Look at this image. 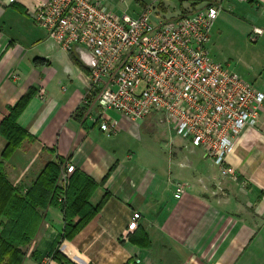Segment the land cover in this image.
Instances as JSON below:
<instances>
[{
    "label": "crops",
    "instance_id": "obj_1",
    "mask_svg": "<svg viewBox=\"0 0 264 264\" xmlns=\"http://www.w3.org/2000/svg\"><path fill=\"white\" fill-rule=\"evenodd\" d=\"M232 1L229 11L248 18L250 39H261L264 46V0ZM31 11V0H0V122L33 92L16 118L27 137L6 159L1 154L7 140L0 135L3 170L24 188L46 162L60 160L66 186L74 173L89 177L96 186L88 204L105 201L71 238H60L59 206L38 207L42 219L23 247L21 264H264V110L226 158L235 178L221 176L202 148L171 127L155 151L136 153L129 142L120 143L121 136L136 126L154 133L164 122L151 114L136 123L109 111L117 128L112 134L100 130L81 103L88 88L86 66L36 25ZM53 49L63 57L59 62L52 61ZM262 57L264 70V50ZM251 78L264 92V78ZM68 164L74 168L65 173ZM133 212L139 218L129 229ZM55 249L65 262L53 257Z\"/></svg>",
    "mask_w": 264,
    "mask_h": 264
},
{
    "label": "built area",
    "instance_id": "obj_2",
    "mask_svg": "<svg viewBox=\"0 0 264 264\" xmlns=\"http://www.w3.org/2000/svg\"><path fill=\"white\" fill-rule=\"evenodd\" d=\"M31 3L35 24L63 50L80 53L88 72L81 103L100 130L112 134L117 128L109 111L132 122L156 114L188 144L202 148L221 176L236 177L226 158L241 132L259 122L264 92L212 58L210 32L220 5L163 17L155 5L131 16L114 13L105 0ZM73 168L66 165L65 173ZM62 182L64 190L63 173ZM63 199L59 195L58 202ZM138 218L133 212L129 229Z\"/></svg>",
    "mask_w": 264,
    "mask_h": 264
},
{
    "label": "trees",
    "instance_id": "obj_3",
    "mask_svg": "<svg viewBox=\"0 0 264 264\" xmlns=\"http://www.w3.org/2000/svg\"><path fill=\"white\" fill-rule=\"evenodd\" d=\"M187 0H179L182 4ZM247 2H253L248 0ZM161 3V2H160ZM211 4V3H209ZM160 8H164L162 3ZM190 10L182 7L181 13ZM180 13V14H181ZM71 59L80 65L77 56L70 52ZM82 67V65H80ZM33 92L24 94L18 102L11 108L9 114L0 122V135L7 143L2 151V159H6L19 147L27 137V134L16 124V118L25 107ZM0 161V217L7 218L5 224L0 221V264H21L24 258L23 247L28 245L36 234L42 216L38 212V207L53 204L60 207L63 213L64 227L60 238H71L76 231L81 229L102 206L105 197L95 207L88 204V197L96 186V183L89 177L72 174L71 179L61 192L55 186L57 173L62 170L60 160L48 161L32 182L30 187L20 188L13 185L3 170ZM24 190V195L22 194ZM58 190V191H57ZM64 194V199L58 202L59 195ZM78 216L76 223L72 222L73 217ZM59 239L55 242V247L60 244ZM59 252L55 249L53 257L60 263L65 262ZM66 264H72L66 260ZM134 264V263H125Z\"/></svg>",
    "mask_w": 264,
    "mask_h": 264
},
{
    "label": "rangeland",
    "instance_id": "obj_4",
    "mask_svg": "<svg viewBox=\"0 0 264 264\" xmlns=\"http://www.w3.org/2000/svg\"><path fill=\"white\" fill-rule=\"evenodd\" d=\"M235 1L237 2V0ZM160 2L164 8H160ZM244 2L246 3L247 1ZM105 3L116 14L127 13L131 16L140 14L149 5H155L156 9L164 17L179 15L184 5L190 10L187 13L203 8L209 3H211L210 5H218L217 0H187L182 4V7L179 0H105ZM231 3L235 2L232 0H223L221 2V11L223 12L220 11L212 23L209 43L211 56L217 62L227 65L229 69L241 74L248 81H253L251 77H254V79L264 78V70L262 69V51L264 46L260 42L261 39L257 42L250 39L251 34H248V22L246 21L248 18L238 17L237 12H230ZM184 14L181 13V15ZM55 50H51L52 61L59 62L63 57L61 53ZM72 53L78 54L80 58V53ZM65 84L67 83L65 82ZM168 127V124L164 122V125L157 127L154 133H149L142 131L136 126L133 131H126L121 136L120 143L126 145L129 142L130 148L134 149L136 153L137 149L143 152L155 151L158 143L161 142L160 139H167L171 133L172 130ZM62 183V171L60 170L55 178V186L59 190L58 193L61 192ZM25 187L28 189L30 185ZM22 192L24 195V190ZM0 221L4 224L8 222L5 217H0ZM1 230L2 227H0V232Z\"/></svg>",
    "mask_w": 264,
    "mask_h": 264
}]
</instances>
